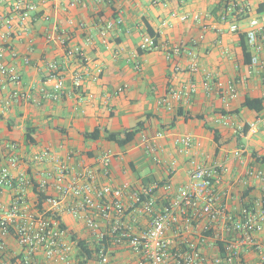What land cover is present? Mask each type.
I'll return each mask as SVG.
<instances>
[{"label":"crops","instance_id":"0c3cea01","mask_svg":"<svg viewBox=\"0 0 264 264\" xmlns=\"http://www.w3.org/2000/svg\"><path fill=\"white\" fill-rule=\"evenodd\" d=\"M19 1L35 7L25 24H21L15 11ZM234 4L248 5L249 15L230 12ZM263 15L264 0H113L111 3L0 0V48L6 49L0 63L17 66L24 97L23 100L12 99L15 87L11 84L5 89L0 87V153L9 155L6 146L15 143L18 156L24 160L50 149L60 159L75 153L77 159L71 161V165L81 163L99 168L98 159L111 151L114 155L111 172L102 179L104 183L112 186L128 183L141 188L168 181L178 189L188 184L192 167L189 157L177 155L174 141L176 137L192 135L202 142V148L193 151L199 161L223 163L226 167L217 197L229 212L237 213L245 204L252 206L263 201L264 180H252L244 187L246 165H241L234 157L236 149L247 147V165L264 171V165L256 164L252 155L255 151L264 155V140L259 137L264 136V128H254L264 111L258 114L242 108L247 97L264 96V70L253 69L251 61L246 63L240 37L245 35L250 20ZM185 16L187 20H183ZM119 18L124 23L103 37L101 32L105 26ZM8 19L13 20L11 32L6 23ZM233 24L238 25V32L230 30ZM149 29L155 33L159 49L145 53L140 45L149 35ZM201 35L204 40L195 50L200 74L186 70L189 63L186 53L167 59L168 49L177 45L192 49L193 42ZM77 48L80 56L67 54L68 49ZM249 52L251 60L258 55L264 61L263 34L259 35L256 49L249 47ZM50 64L59 66L60 76L66 81L65 94L58 100L47 96L53 93L55 83L50 78ZM176 65L186 71L176 72ZM98 70H102V74L95 80ZM79 73L85 75L77 89L73 78ZM206 73L217 81L236 83L238 97L226 103L216 90L206 92L202 88ZM191 83L199 87L195 95L176 101L173 109L158 105V100L170 89L187 88ZM235 110L240 113H223ZM180 111L203 119L186 120ZM225 117L244 128L249 126V131L235 134L234 129L224 123ZM145 121V129L123 148L105 139L89 141L83 136L97 128L103 134L106 131L123 133ZM211 129L219 131V143ZM28 132L33 144L26 142ZM159 132L166 135L160 140L163 151L159 155L177 162L178 171L171 177L168 166L156 164L144 147V138L154 137ZM41 168L52 169L53 166L47 164ZM160 195L164 198V194ZM13 196L12 189L0 190V210L10 205ZM33 198L30 193L29 199ZM65 220L71 230L81 228L73 218L66 216ZM138 227L145 228V221ZM259 239L264 244V232ZM10 245L16 248L13 241ZM246 261L258 263L253 251L247 253Z\"/></svg>","mask_w":264,"mask_h":264},{"label":"built area","instance_id":"2783aa9c","mask_svg":"<svg viewBox=\"0 0 264 264\" xmlns=\"http://www.w3.org/2000/svg\"><path fill=\"white\" fill-rule=\"evenodd\" d=\"M96 1L111 3L113 0ZM34 8L20 1L16 4L21 24H25ZM229 11L247 16L251 9L248 5L234 4ZM6 23L11 32L13 20L8 19ZM123 23L122 18L109 22L101 35L106 37L109 31ZM230 30L235 33L240 29L233 24ZM260 34L264 35V15L249 21L245 37L250 48L256 49ZM203 40L204 35H201L189 50L173 46L167 50L166 57L172 60L186 53L189 58L186 70L198 75L201 68L195 50ZM158 49L156 37L143 38L142 52ZM5 52V48H0V60ZM67 54L80 56L81 51L68 49ZM136 67H141L139 62ZM251 67L264 70V61L255 55ZM49 69L55 83L53 93L47 96L58 100L65 94L66 81L60 76L57 64H50ZM186 70L175 66L176 72ZM101 74L102 70H98L95 80ZM84 75L79 73L73 78L75 88L82 85ZM21 83L17 66L2 61L0 87L5 89L6 85H13L12 99L23 100ZM202 88L206 92L216 90L226 103L238 97L236 83L217 81L212 74L204 75ZM198 90L195 83L187 88L170 89L158 100V105L173 109L176 101L190 98ZM223 119L235 134H244V126L235 124L229 117ZM260 127L264 128V115L255 122L254 128ZM165 136L164 132H159L154 137H145L144 147L156 164L168 166L171 177L178 171L177 162L159 155L163 151L160 140ZM174 143L177 155L189 157L192 167L188 184L178 189L168 181L141 188L128 183L120 186L104 183L102 179L111 172L114 157L111 151L98 159L97 168L81 163L71 165V161L77 159L75 153L60 159L50 149L24 160L17 154L18 145L8 144L9 155L0 153V190L12 189L14 196L10 205L0 210V264H80L77 244L70 235V231H76L67 225L66 216L80 225L84 236L79 237L86 240L95 253V259L88 264H250L246 261L250 251L257 256V264H264V244L259 239L264 232V200L252 206L245 204L237 213L229 212L217 197L224 183L225 165L199 161L193 151L201 149L202 142L192 135L176 137ZM247 154V147L234 152L241 165H246L244 187L252 180H264L263 170L247 165ZM47 164H52L53 168L39 169ZM30 193L33 199H29ZM40 194L46 198L41 206ZM143 220L146 227L139 228ZM11 241L16 248L10 245Z\"/></svg>","mask_w":264,"mask_h":264},{"label":"trees","instance_id":"16d2710c","mask_svg":"<svg viewBox=\"0 0 264 264\" xmlns=\"http://www.w3.org/2000/svg\"><path fill=\"white\" fill-rule=\"evenodd\" d=\"M149 35L152 37H156L155 33L149 29ZM241 37V49H242V53L244 55V58L246 60V63H250L251 61V54L249 52V46L247 44V40L245 38V35H240ZM157 38V37H156ZM246 40V41H245ZM242 108L244 109H248L250 111L256 112L258 114L262 113L264 111V96L259 97V98H250L247 97L245 102L242 105ZM225 114H238L240 113V110H235L234 112H223ZM180 115H185V119H195V117L197 119H203L201 116H192L191 114H184L183 112H179ZM145 122H140L139 124H137V126L133 129L127 130L123 133H111L109 131H106L104 134L102 132L101 129L97 128L92 132L89 133H84V138L86 140L89 141H98L100 139H105L108 142H112L115 143L117 146H119L120 148L126 147L127 145L133 143L137 136L145 129ZM250 127L249 126H245L244 132L247 133L249 131ZM213 134H214V139L216 141V143L220 142L221 139V135L219 133L218 130L216 129H211ZM26 142L28 144H33L34 140L31 136V132H28L26 134ZM253 157L254 160L256 161V164H261L264 165V155H260V153L258 151L253 152ZM250 191H248L246 194H249ZM245 196V197H246ZM45 196L40 194L39 196V203L40 206L43 203V201L45 200ZM251 204H253L251 202ZM70 235L73 241L76 242L77 244V248H78V257L80 259V264H88L89 261H91L92 259H95V253L94 251L89 247L88 243L86 240L82 239L79 237L78 234H76L75 232L70 231Z\"/></svg>","mask_w":264,"mask_h":264},{"label":"rangeland","instance_id":"374dc122","mask_svg":"<svg viewBox=\"0 0 264 264\" xmlns=\"http://www.w3.org/2000/svg\"><path fill=\"white\" fill-rule=\"evenodd\" d=\"M261 139H263L264 140V136L263 135H261V136H259ZM114 146V145H113ZM76 233L79 235V236H84V231L83 230H81V229H78L77 231H76Z\"/></svg>","mask_w":264,"mask_h":264}]
</instances>
